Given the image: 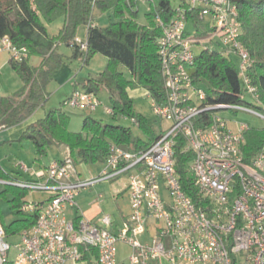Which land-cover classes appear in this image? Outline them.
Masks as SVG:
<instances>
[{
    "label": "built area",
    "instance_id": "2783aa9c",
    "mask_svg": "<svg viewBox=\"0 0 264 264\" xmlns=\"http://www.w3.org/2000/svg\"><path fill=\"white\" fill-rule=\"evenodd\" d=\"M175 8L169 20L156 17L167 94L164 102L151 96L160 123L158 138L138 152L112 144L103 169L89 179L78 169L83 162L69 151L41 171L21 162L20 168L35 178L11 177L0 183L48 197L23 201L20 211L36 214L29 228L8 234L0 218V264H67L88 258L95 259L90 264H120L121 243L131 248L127 264H264V142L248 156L246 133L254 128L243 121L231 125L220 114L246 112L264 120V102L247 73L253 59L242 39L239 6L236 0H178ZM215 39L221 49L212 45ZM76 41L87 48L80 38ZM200 48L237 57L244 94L260 106L210 101L190 73ZM4 50L16 62L29 57L28 48L17 46L9 35L1 38ZM66 104L91 111L102 105L97 95L84 90H75ZM104 111L114 115L112 107L104 106ZM179 144L192 154L187 168L194 175L198 201L178 174ZM123 174L129 178L130 214L121 223L103 213L68 217L83 189ZM12 235L20 236L13 260Z\"/></svg>",
    "mask_w": 264,
    "mask_h": 264
},
{
    "label": "trees",
    "instance_id": "16d2710c",
    "mask_svg": "<svg viewBox=\"0 0 264 264\" xmlns=\"http://www.w3.org/2000/svg\"><path fill=\"white\" fill-rule=\"evenodd\" d=\"M173 0H158L147 13V24L137 20V0H0V26L3 35H9L19 47H27L29 57L23 61L11 60L13 69L23 80V87L11 96H0V127L9 128L25 122L48 99V85L55 70L62 67L65 56L59 52V44L72 47L73 57L89 62L94 54L109 58L106 69L98 77L86 80L75 89L94 93L102 89L109 92L114 116L132 118L147 135V140L136 137L131 128L105 123L87 116L82 132L69 129L71 116L62 107L47 113L44 118L30 124L20 137L33 140L39 158L46 156L51 146H65L71 156L87 164L104 162L112 144L131 151L147 149L158 134L152 122L136 113L134 100L129 90L143 88L158 102L166 100L165 78L158 52V40L162 30L156 25L157 15L169 20L175 13ZM243 27V42L253 59L247 73L264 102V0H236ZM113 10L116 21L107 26L95 23L94 9ZM63 19L64 26L57 35L49 32L47 23ZM200 27L198 19H194ZM87 25V48L81 49L76 41L80 26ZM31 56L41 57V64L30 63ZM126 67L131 78L119 69ZM195 83H207L212 91L209 100L218 103H240L260 106L244 100L240 70L233 58L222 52L207 48L197 53L190 69ZM64 101L63 105L66 104ZM246 154L251 156L264 142V129H250L246 133ZM177 171L186 192L196 201L200 199L194 175L187 168L192 154L176 147ZM0 178L10 175L0 165ZM17 196L12 200V209L17 217L5 224L8 234L31 227L36 214L23 213L25 190L13 188ZM95 253V252H93Z\"/></svg>",
    "mask_w": 264,
    "mask_h": 264
},
{
    "label": "rangeland",
    "instance_id": "374dc122",
    "mask_svg": "<svg viewBox=\"0 0 264 264\" xmlns=\"http://www.w3.org/2000/svg\"><path fill=\"white\" fill-rule=\"evenodd\" d=\"M158 3V0H137V10L138 16L137 20L141 24H147V13L150 12L152 5ZM174 6H177L178 0L172 1ZM94 20L95 23L100 26L109 25L110 21H116L114 17L113 10H100L99 8L94 9ZM49 32L52 35H57L64 26L63 19H57L51 23H47ZM188 31L195 32L192 26L188 27ZM78 36L82 41L87 39V25L80 26L78 30ZM214 46L218 49L222 48V44L215 41ZM203 48L196 49L198 53H201ZM59 52H61L65 58L63 66H68L73 69L77 75L74 81L66 84H61L58 79L55 78L51 81L47 87L49 96L46 102L40 106L33 115H36L38 119L44 118L48 112L55 110L57 108H63L67 113L70 114L71 120L69 124V129L73 132H82L83 122L85 117L91 116L96 119L102 120L105 123L123 125L132 129L136 137H140L147 140V135L142 130L137 122L132 118L125 116H114L107 114L104 111V106L112 107L109 92L106 89H102L98 94V98L102 105L96 110L91 111L89 109L83 110L77 107H72L68 104L63 105L64 101L70 95L75 88V83H84L90 78L98 77L107 67L109 63V58L102 54H94L89 62L82 61L81 57H73V49L66 44H59ZM41 57L31 56L30 63L36 65ZM237 65L239 64V59L233 57ZM42 60V59H41ZM59 69L55 70L59 71ZM127 78H131L130 71L124 67L119 68ZM54 72V73H55ZM79 90H82V86H79ZM201 89L206 91L208 94H212L210 86L203 82L201 84ZM8 88L7 82L5 80H0V91L5 93ZM129 93L134 100V107L136 113L142 114L147 120L152 122L153 128L156 133L160 131V123L157 122V115L152 107L153 98L149 95V92L143 88L130 89ZM244 100L256 104L257 100L254 99L250 94H244ZM259 103V102H258ZM220 114L231 120V125H234V121H243L251 125L255 129H264V120L254 116L251 113L246 112H231L222 111ZM17 131L14 126L11 128H1L0 129V165L2 168L10 175V177L15 178H29L34 179L35 175L31 173L24 172L19 164L21 162L27 164L31 169L38 171L41 169L43 163H47L53 159L61 158L64 156L66 150L61 148V146L53 145L49 148L48 154L39 158V154L36 151L35 144L31 139L19 140L21 134L18 138H13ZM104 165L101 162L96 164L81 163L78 165V169L83 178L89 179L92 177H97L100 171L103 169ZM1 179V178H0ZM5 180V179H3ZM129 178L127 174H123L119 177H115L109 180H104L98 184L91 186L87 189H83L80 194L76 197V202L78 205L75 209L69 208L67 215L68 217H75L77 212L80 214L85 213L87 217H91L97 213L109 214L111 215L117 223H121L124 218L130 214V201L129 193L127 190ZM15 187L9 186L4 183H0V218L5 224H10L17 214L12 209V200L17 196V192L13 189ZM25 195L23 196V201H39L46 199L48 195L43 192H31L30 190H25ZM100 194L103 197H100ZM152 233H147V235H152ZM8 241L13 246L10 252V259L13 260L16 255V244L20 241V236L12 235L9 236ZM131 252V248L126 244L118 245V257L121 264L128 263V256ZM121 260L124 262L122 263ZM80 264H86L85 261H81Z\"/></svg>",
    "mask_w": 264,
    "mask_h": 264
},
{
    "label": "crops",
    "instance_id": "0c3cea01",
    "mask_svg": "<svg viewBox=\"0 0 264 264\" xmlns=\"http://www.w3.org/2000/svg\"><path fill=\"white\" fill-rule=\"evenodd\" d=\"M3 28H4L3 26H0V42H1V38L3 36ZM87 31H88V26H87ZM77 38H80V37L78 36ZM41 61L42 60L40 59V62ZM38 65H39V62L35 66H38ZM76 75H77V73H75V71H73V69L69 68L68 66H63L61 68V70L56 71L55 73H53L51 81H53V79L57 78L58 82H60L61 84H66L67 85L68 83L74 81V78H75ZM0 80H5L7 82V86H8V88L6 89L7 91H5V93H3V92L1 93V91H0V96H11V95L15 94L16 92H18L23 87V84H24L23 80L21 79V77L13 69L12 63H11L10 52H8L6 50L0 51ZM75 90L76 89L74 88V90L71 92V95L73 94V92ZM69 97H70V95L67 97V99ZM37 120H38V118L36 117V115H32L25 122L14 126V129H16L17 133H16V135L13 138L14 139L18 138L19 134L24 132L25 129L30 124L35 123ZM61 148L66 150V152L64 154V156H65L68 153L69 150L65 146H61ZM56 159H60V158H56ZM51 161H49L47 163H43V165H41V169H39V171L45 169V167ZM102 164H103V162H102ZM77 205H78V203H77ZM75 208H73V209H75ZM78 214H79V211L77 212V215ZM83 214H85V213H83ZM98 214L99 213H97L95 215H92L91 217H88V218L96 217ZM94 260H95L94 258H88V260H86L85 263L86 264H90V263H93ZM121 262L124 263L122 260H121ZM80 263H81V261L80 262H68L67 264H80Z\"/></svg>",
    "mask_w": 264,
    "mask_h": 264
}]
</instances>
